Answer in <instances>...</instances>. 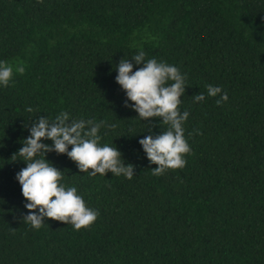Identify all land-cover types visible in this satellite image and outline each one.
<instances>
[{
  "label": "trees",
  "instance_id": "1",
  "mask_svg": "<svg viewBox=\"0 0 264 264\" xmlns=\"http://www.w3.org/2000/svg\"><path fill=\"white\" fill-rule=\"evenodd\" d=\"M141 50L186 76L178 110L191 153L160 176L139 140L168 125L139 118L116 82L119 61ZM0 61L13 67L0 84V264H264V0H0ZM207 85L228 100L218 106ZM61 112L115 124L99 144L135 165L130 180L90 176L46 154L99 213L78 231L22 220L26 163L12 158L32 122Z\"/></svg>",
  "mask_w": 264,
  "mask_h": 264
},
{
  "label": "clouds",
  "instance_id": "2",
  "mask_svg": "<svg viewBox=\"0 0 264 264\" xmlns=\"http://www.w3.org/2000/svg\"><path fill=\"white\" fill-rule=\"evenodd\" d=\"M145 55L141 50L132 59L122 58L116 65V82L126 93L125 106L136 111L139 118L150 124V118H160V123L168 125V129L161 134H150L139 140L150 164L156 165L151 168L152 175L160 176L166 169L185 167L184 156L191 153L182 126L189 112L181 113L178 110L181 97L186 91V76L166 62H157L155 58L145 61ZM132 61L142 66L133 71ZM16 71L22 75L25 68L20 65ZM12 76L13 67L0 61V84L8 86ZM206 87L209 96H220L216 100L218 106L228 100L227 93L220 87ZM193 98L200 102L205 96L198 93ZM27 111L32 112L33 109L28 108ZM105 126L116 127L115 124L106 125L103 120L98 123L93 120H70L67 112H61L52 121L40 116L31 123L30 135L23 140V147L12 156L14 159L19 155L26 163V167L16 174L22 195L27 201L24 207L28 213L22 217L24 222L39 229L47 218L71 224L78 231L93 224L99 215L98 211L86 207L76 187L66 189L60 183L63 172L46 159L47 153L66 154L76 163L81 173L90 176H105L111 172L129 180L133 178L135 165L126 164L116 147L107 144L100 146L101 136L98 133ZM44 140H51L52 144H46ZM37 156L42 158L37 159Z\"/></svg>",
  "mask_w": 264,
  "mask_h": 264
}]
</instances>
